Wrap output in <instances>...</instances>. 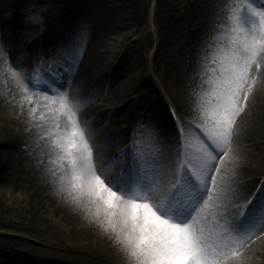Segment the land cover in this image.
I'll return each instance as SVG.
<instances>
[{"label":"snow or ice","instance_id":"obj_1","mask_svg":"<svg viewBox=\"0 0 264 264\" xmlns=\"http://www.w3.org/2000/svg\"><path fill=\"white\" fill-rule=\"evenodd\" d=\"M229 2L202 64L201 122H178L175 144L162 141L157 129L142 128L125 165L115 172L119 155L107 166L97 165L92 137L66 90L48 94L22 85L24 99L35 105L29 116L53 121L46 135L58 150L65 173L61 183L67 178L72 189L96 198L97 209L108 216L107 226H101L115 233L130 264H239L243 250L264 234V188L253 197H259L255 208L252 199L231 210L223 204L229 181L221 165L233 146L236 119L264 79V4ZM61 58L67 60L61 69L71 73L75 56L65 50ZM8 72L18 75L10 67Z\"/></svg>","mask_w":264,"mask_h":264}]
</instances>
